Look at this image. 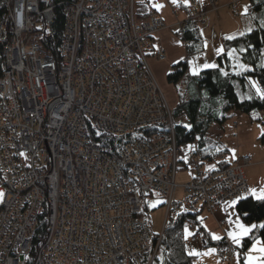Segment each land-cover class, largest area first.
I'll use <instances>...</instances> for the list:
<instances>
[{
    "label": "built area",
    "instance_id": "2783aa9c",
    "mask_svg": "<svg viewBox=\"0 0 264 264\" xmlns=\"http://www.w3.org/2000/svg\"><path fill=\"white\" fill-rule=\"evenodd\" d=\"M190 2L204 25L201 1ZM0 5V264H153L162 233L151 231L147 196L163 198L168 217L248 192L238 163L250 155L220 154L223 164L206 169L196 142H178L174 108L148 64L164 26L155 10L138 20L135 0ZM180 167L189 181L177 199ZM190 238L203 244L204 231ZM215 248L225 261L239 250L228 240Z\"/></svg>",
    "mask_w": 264,
    "mask_h": 264
},
{
    "label": "trees",
    "instance_id": "16d2710c",
    "mask_svg": "<svg viewBox=\"0 0 264 264\" xmlns=\"http://www.w3.org/2000/svg\"><path fill=\"white\" fill-rule=\"evenodd\" d=\"M249 2L248 14L254 18L252 28L226 38L223 41V51L217 56V66L196 74L188 72V59L194 54L202 53L205 42L200 34L199 24L189 17L183 27L176 30L178 37L186 42L187 56L173 65L167 75V81L175 86L178 94V104L173 109L178 142L184 144L196 140L202 162H215L218 166L223 163L217 160V156L227 153L228 149L208 135L212 124H224L236 113L247 114L252 121H261L260 112L264 110V0ZM149 9L146 0H135L138 20H143ZM2 10L0 5V21ZM253 10H261L262 16L259 13L255 15ZM63 27L62 6L58 4L56 19L49 30L54 42L61 39ZM232 53L238 56L244 68L237 69ZM260 140L264 144V133ZM235 210L245 224L252 226L238 245V253L244 264L243 252L256 239H260L264 247V190L263 196L259 198L252 194L239 198ZM186 227L203 230L205 246L217 245L205 232L198 212L169 215L153 264L193 263L196 256L188 250Z\"/></svg>",
    "mask_w": 264,
    "mask_h": 264
},
{
    "label": "crops",
    "instance_id": "0c3cea01",
    "mask_svg": "<svg viewBox=\"0 0 264 264\" xmlns=\"http://www.w3.org/2000/svg\"><path fill=\"white\" fill-rule=\"evenodd\" d=\"M150 10H155L163 19L164 26L156 33L152 40V48L148 53V64L151 68L153 75L157 79L166 99L170 102V106L175 108L178 104V94L173 84L167 81V75L172 69L173 65L184 60L186 58V45L176 34L178 27V21L180 19L187 18L186 9L191 0H146ZM202 5L207 3V0H200ZM233 0H216L217 10H207L206 23L199 25V31L205 42V50L199 59L190 57L188 59V71L190 74H195L191 71V67H198L197 69L206 68L205 65H213L203 63L202 58L204 54L210 52L211 59L217 62V56L223 51V41L234 35L242 34L244 31H248L253 26V21L246 23L240 18L246 17V14L250 10L249 0H238L239 15L235 16L234 12L229 7V4ZM173 7H178L180 13L175 16L172 12ZM189 11V10H188ZM233 12V13H232ZM232 13V15H231ZM235 16L236 18H234ZM183 19V20H184ZM162 50L165 54V59H158L154 52ZM234 63L237 69H242L245 66L239 62L238 56L232 53ZM211 68V66H210ZM233 122H237V126L233 125ZM256 123H261L262 126H256ZM264 133L263 121H252L247 114L236 113L231 119L224 124H212L208 131V135L215 140L222 143L223 147L228 149L227 153H223L228 158V161L238 160L239 157L244 154L251 155L254 149H251L255 145V138L261 142L260 137ZM248 148V151L245 150ZM264 148V145H263ZM253 160V158H252ZM225 164V163H224ZM218 165L215 167L217 168ZM259 170V171H257ZM258 173L263 175V181L261 186L256 185V176ZM246 178L249 184L248 193L255 196L257 191L264 190V161L252 163L245 168ZM256 197V196H255ZM238 201V200H237ZM237 203V202H236ZM235 203L233 201L225 203L218 207L213 213L203 212L200 217L202 218V225L205 232L209 235L211 240L216 243L222 240H230L235 242L233 236L239 239L240 244L243 237H245L252 229V226L245 224L239 217L235 210ZM221 220H226L227 225L220 227L218 223ZM249 229L246 235H240L241 227ZM218 237V238H217ZM257 244V245H255ZM189 246V245H188ZM194 250L189 251L195 255L192 264H242L241 254L238 253V257L233 258L231 262H225L220 260L216 253L215 244L211 246L191 245ZM263 247L262 241L259 243V239H256L254 243L245 251L244 264H264V252H260L256 249Z\"/></svg>",
    "mask_w": 264,
    "mask_h": 264
},
{
    "label": "rangeland",
    "instance_id": "374dc122",
    "mask_svg": "<svg viewBox=\"0 0 264 264\" xmlns=\"http://www.w3.org/2000/svg\"><path fill=\"white\" fill-rule=\"evenodd\" d=\"M233 2L234 3H237L236 5H237V13L239 14V9H238V4H239V1L238 0H233L230 4H229V7L231 8V10L233 11V8H232V4H233ZM192 4V2H190L189 3V7H190V5ZM199 7H202V9L203 10H201V12H204L205 13V20H206V16H207V10H213V11H215V10H217V4H216V0H214V2H213V5H202V3H201V5H197V7H196V9L198 10V8ZM189 10V9H188ZM187 10V12H186V14H187V18L186 19H180L181 21H178V29H181L182 27H183V24H184V22L189 18V17H191L192 19L193 18H195L197 21H199L198 20V18H199V15L198 14H196V16L194 17V15H195V13H192L191 14V12H189ZM172 12H173V10H172ZM253 12L255 13V15L256 14H258L259 13V15L260 16H262V12H261V10H259V11H256V10H253ZM233 13V12H232ZM232 13H231V15H232ZM180 13H178V15H179ZM233 14H235V16H238V14H236V13H233ZM174 15L175 16H178L177 15V13H174ZM254 15V14H253ZM235 16H233L234 18H236ZM247 16H249L250 17V14H246V17ZM195 19H193V20H195ZM244 19V21L246 22V23H248L249 21H253V17L251 16L250 18H240V21L241 20H243ZM206 23V22H205ZM181 27V28H180ZM244 32H246V31H244ZM184 42V44H186V42L185 41H183ZM203 53H199V54H194L192 57H194V59H199V57H201V55H202ZM205 56H204V58H202V60H203V63H206V64H213L214 66H217V62H215L214 61V59H211V54H210V52H208V53H206V54H204ZM198 67H191V71L192 72H194L195 74L196 73H198V72H200L201 70H203V69H206V68H210V67H206V68H203V69H197ZM189 72V71H188ZM190 73V72H189ZM169 102V101H168ZM169 104H170V102H169ZM260 117H261V121H263L264 122V111H262V112H260ZM233 125L236 127L237 126V122H233ZM256 126H259V127H261L262 126V124L261 123H256ZM192 142H196V140L195 141H192ZM191 142V143H192ZM187 143H190V142H187ZM185 144V143H184ZM196 145H197V142H196ZM263 145L264 144H262L261 142H259V140L257 139V137L255 138V145H253L252 146V148L251 149H254V151H253V153L250 155V157H251V161L249 162V163H242V162H239L238 163V165L242 168V170H243V174H244V176L246 177V174H245V168L247 167V166H249L251 163H252V161H254V162H256V164L257 163H261V161H264V148H263ZM198 146V145H197ZM245 150H247V152H249L248 151V148H245ZM246 155H249V154H244L243 156H246ZM252 158H253V160H252ZM204 164H205V167H206V169H210V168H215L216 166H217V164L215 163V162H203ZM187 168H184V167H180V170H179V173L177 174V177H176V183L179 185L178 186V188H176L175 189V191L173 192V195L177 198V199H181L182 197H183V195H184V192H183V187H182V185H185V183H187L188 181H189V177H188V171L186 170ZM257 171H259V170H257ZM256 185L257 186H261V183H262V181H263V175L262 174H260V173H258V175L256 176ZM246 182H247V184H248V181H247V178H246ZM248 187H249V184H248ZM248 193V192H247ZM243 194L241 197H244V196H247V195H249V194ZM255 196L256 197H261V196H263V191H257L256 193H255ZM241 197H239V198H241ZM239 198H237V199H233V200H231V201H233V202H235V204H236V202H237V200L239 199ZM231 201H229V202H231ZM225 204V203H224ZM223 205V204H222ZM145 206H146V217H147V220H148V222H149V225H150V228H151V231L154 233V234H159V233H162L163 234V228H164V226H165V222H166V218H168L167 216H166V214H171V213H168L167 211V208L164 206V204H163V198H160V197H158V196H153V195H151V196H147L146 198H145ZM221 205H219L218 207H220ZM217 207V208H218ZM216 208V209H217ZM215 209V210H216ZM215 210H213V211H205V212H211V213H213ZM203 213H199V216L200 215H202ZM222 221H224V223H222ZM219 224V226L220 227H224L225 225H227V221L226 220H221L220 221V223H218ZM194 231H195V229H193V228H190V227H186V231H185V233H186V236H187V238L189 239L191 236H192V234H194ZM191 239V238H190ZM225 241V240H224ZM230 241V240H229ZM260 239H259V243H260ZM233 243H235V242H233ZM201 245V244H200ZM255 245H257V244H255ZM188 250L189 251H193L194 250V248H193V246H191V245H189L188 246ZM234 256L232 257V259L231 260H227V261H225V260H222V261H225V262H231L232 260H233V258H237L238 257V253L236 252L235 254H233ZM221 260V259H220Z\"/></svg>",
    "mask_w": 264,
    "mask_h": 264
},
{
    "label": "snow or ice",
    "instance_id": "6c2138e0",
    "mask_svg": "<svg viewBox=\"0 0 264 264\" xmlns=\"http://www.w3.org/2000/svg\"><path fill=\"white\" fill-rule=\"evenodd\" d=\"M174 2H175V0H174ZM214 67V65H205V67ZM257 92L259 93L260 92V90L257 88ZM262 98H264V95H262ZM233 203H235V202H233ZM241 227V233H240V235H246L247 234V232L249 231V229H247V228H244L242 225L240 226ZM218 238V237H217ZM233 239H234V241L236 242V243H239V239L237 238V237H235V236H233ZM256 250H258V251H260V252H264V247H262V248H260V249H256Z\"/></svg>",
    "mask_w": 264,
    "mask_h": 264
}]
</instances>
